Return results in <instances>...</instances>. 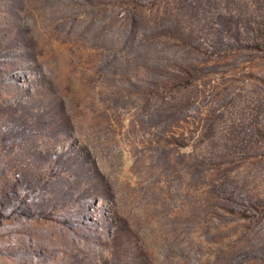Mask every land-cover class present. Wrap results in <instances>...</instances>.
<instances>
[{"label":"rangeland","instance_id":"1","mask_svg":"<svg viewBox=\"0 0 264 264\" xmlns=\"http://www.w3.org/2000/svg\"><path fill=\"white\" fill-rule=\"evenodd\" d=\"M0 264H264V0H0Z\"/></svg>","mask_w":264,"mask_h":264}]
</instances>
